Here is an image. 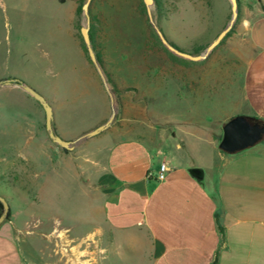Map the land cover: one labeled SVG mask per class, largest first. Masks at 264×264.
<instances>
[{"label":"rangeland","instance_id":"obj_1","mask_svg":"<svg viewBox=\"0 0 264 264\" xmlns=\"http://www.w3.org/2000/svg\"><path fill=\"white\" fill-rule=\"evenodd\" d=\"M85 2L0 0V80L17 78L40 92L65 140L78 139L112 114L110 97L83 47ZM262 8V0H240L230 36L206 59L191 61L157 42L143 0H93L90 15L102 22L96 36L104 68L120 93H113L112 125L73 150L51 140L38 101L18 86L0 88V195L11 206L13 236L28 264L125 263L111 257L107 238L92 231L101 174L93 160L103 162L109 145L137 137H145L153 153L162 149L163 159L181 138L199 136L191 134L197 130L188 124L192 120L201 123L202 140L192 141L202 152L206 131L223 130L240 102L244 63L252 55L245 24ZM152 11L166 38L196 55L232 18L229 0H154ZM40 181L47 184L39 198Z\"/></svg>","mask_w":264,"mask_h":264},{"label":"crops","instance_id":"obj_2","mask_svg":"<svg viewBox=\"0 0 264 264\" xmlns=\"http://www.w3.org/2000/svg\"><path fill=\"white\" fill-rule=\"evenodd\" d=\"M245 26L252 55L244 63L240 102L222 126L235 116L264 121V8ZM189 123L199 135L192 140H202L200 120ZM206 132L200 153L183 137L160 159L162 149L153 153L137 137L109 145L103 162L93 160L101 174L92 231L107 238L111 257L124 264H264V138L227 154L219 149L223 130ZM164 161L170 170L159 181ZM38 184L40 198L47 183ZM13 224L11 209L0 225V264H28Z\"/></svg>","mask_w":264,"mask_h":264},{"label":"water","instance_id":"obj_3","mask_svg":"<svg viewBox=\"0 0 264 264\" xmlns=\"http://www.w3.org/2000/svg\"><path fill=\"white\" fill-rule=\"evenodd\" d=\"M93 0H86L83 5V11L86 16V24L81 28V34L89 55L90 60L94 64L95 68L97 69L98 74L100 75L105 90L107 91L111 105H112V114L109 119L96 127L95 129L87 132L86 134L80 136L76 140H65L60 135H58L54 129L53 122H54V110L52 105L48 102V100L36 89L33 87L25 84L22 80L17 78H9L0 80V88L7 87V86H18L22 90H24L27 94L32 96L45 111V124L46 130L48 132L49 137L51 140L56 143L57 145L61 146L66 150H73L75 145L87 138H92L94 136L99 135L100 133L107 130L115 120L117 112L115 110V99L112 92V89L108 83V80L105 76V73L99 64L95 52L93 50L90 38V26H91V15H90V5ZM232 6V18L230 23L213 39V41L208 45L206 50L199 54L193 55L190 53H186L175 45H173L165 36L162 29L158 26L155 21L152 5L154 4V0H143L147 16L149 19L150 24L153 26L155 32L157 33L160 41L167 49L171 52L175 53L178 56L186 58L191 61H201L207 58V56L213 52L215 48H217L223 39L227 36V34L233 28L235 22L239 16V3L238 0H229ZM264 138V124L260 122H253L248 117L245 116H235L231 118L228 122H226L223 126V136L219 143V149L227 154H236L251 147L257 145L262 139ZM195 172L200 173V171L195 170ZM0 202L3 205V211L0 214V225H2L8 218L10 213V204L7 199L0 195Z\"/></svg>","mask_w":264,"mask_h":264},{"label":"trees","instance_id":"obj_4","mask_svg":"<svg viewBox=\"0 0 264 264\" xmlns=\"http://www.w3.org/2000/svg\"><path fill=\"white\" fill-rule=\"evenodd\" d=\"M238 3H240V0H238ZM101 24H102L101 20H97V19H95L94 17H91V26H90V38H91V44H92L93 50H94V52H95V55H96V57H97V60H98L99 64L101 65V67H102V69H103V71H104V73H105V76H106V78H107V80H108L109 85L111 86L112 92L115 93V94H118V93H120V89L118 88V86H117V84L114 82V80L112 79L111 74H110L108 71H106V69L104 68L103 53H102V49H103V47H102L101 43H99V42L97 41V36H96V35H97L96 28H97V27H96V25L99 26V25H101ZM231 32H232V31H231ZM231 32H229V33L227 34V36L223 39V41H224L227 37L230 36ZM156 38H158V37L156 36ZM223 41H222V42H223ZM157 42L163 47V44H162V42H161L160 40H158ZM222 42H221L220 44H222ZM83 47L85 48V50H86V52H87V49H86L85 44H84ZM153 48H154V47H153ZM163 48H164V47H163ZM147 49L150 50V48L148 47V45H147ZM164 49H165V48H164ZM196 54H197V53H195V54H193V55H196ZM249 119H250L251 121H253V122H260V123L264 124V121H262V120H256V119H251V118H249ZM221 139H222V137L220 138V141H221ZM2 211H3V205H2V203L0 202V214L2 213ZM10 218H11V208H10V213H9V215H8L7 220H10Z\"/></svg>","mask_w":264,"mask_h":264},{"label":"built area","instance_id":"obj_5","mask_svg":"<svg viewBox=\"0 0 264 264\" xmlns=\"http://www.w3.org/2000/svg\"><path fill=\"white\" fill-rule=\"evenodd\" d=\"M169 170H170V168H169V163H168V161H164L163 163H161V166H160V170H159V172H158V174H157V179L159 180V181H163V180H165V178H166V175H167V173L169 172Z\"/></svg>","mask_w":264,"mask_h":264}]
</instances>
